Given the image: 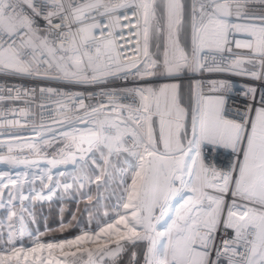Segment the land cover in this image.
<instances>
[{"label":"snow or ice","instance_id":"6c2138e0","mask_svg":"<svg viewBox=\"0 0 264 264\" xmlns=\"http://www.w3.org/2000/svg\"><path fill=\"white\" fill-rule=\"evenodd\" d=\"M206 73L264 82V0H0V76L59 85H0L41 109L0 122V264H264V84ZM73 190L76 234L29 230Z\"/></svg>","mask_w":264,"mask_h":264},{"label":"built area","instance_id":"2783aa9c","mask_svg":"<svg viewBox=\"0 0 264 264\" xmlns=\"http://www.w3.org/2000/svg\"><path fill=\"white\" fill-rule=\"evenodd\" d=\"M41 24H43V21H40ZM125 36H127V30H125ZM234 51H238L235 50ZM205 76L207 78L210 79H223L226 81H229L230 83H232L233 87V98L237 99V100H242L243 97L239 95V89L247 84H255L257 87H260L261 84H264V82L261 81H252L246 77H241V76H236V75H230V74H224V73H214V74H205ZM199 78V77H198ZM17 85V86H22L24 88H39V87H59V85L55 84V83H49L46 81H38V80H34V79H29V78H13V77H4V76H0V85ZM132 87L134 86V82L132 80V78L130 77L129 80L127 82L123 81V80H117L115 82H113V84L109 85V87ZM99 87L102 86H98L95 88H89L88 91H99ZM72 91H84V89L82 88H73ZM37 99L35 101H30V102H26L27 98H23L20 100H3L0 101V122H3V120L5 119H21V122L24 123V120L22 117H20L17 113H13L12 109H21V108H31V110L36 113V119L37 121H39V114L41 112V109L39 107H37L38 103H39V92L37 91L36 93ZM99 99H101V97L97 96L96 100L93 101H86V102H91V103H96ZM54 106L52 105H48L46 106V108L44 109V114H45V119L47 120L48 118V114L49 112L52 110ZM12 131H16L15 129H11V128H0V140H7L8 136L7 133L12 132ZM19 134L23 137H30L32 135L30 128H23L19 130ZM62 147V145L59 142L54 143L51 147H48L45 149V151L47 152L49 158L51 157V155L59 148ZM6 153V148L3 146H0V155L5 154ZM20 155H28V153L25 151L23 153H19ZM33 158V157H30ZM40 166L41 167H45V163L44 161L40 162ZM6 170V166L0 164V171ZM65 170V169H64ZM70 171V168L68 169ZM25 171V168L21 165L15 169H12V173L13 175H15L17 172H23ZM32 171H36L35 169H33ZM56 171H63L61 168L58 170H53V174H54V178H55V173ZM36 183H39V181H37ZM27 186V185H26ZM25 194H27V192H25Z\"/></svg>","mask_w":264,"mask_h":264},{"label":"rangeland","instance_id":"374dc122","mask_svg":"<svg viewBox=\"0 0 264 264\" xmlns=\"http://www.w3.org/2000/svg\"><path fill=\"white\" fill-rule=\"evenodd\" d=\"M165 82H168V81H158V83H165ZM35 186L37 188H39V183H36ZM27 187L28 186H26V189H27ZM95 194H96L95 189H93V195H95ZM101 194L104 196H107L109 193L104 192ZM5 198H6V194H5ZM79 201L81 202L79 194L73 190V191H71L65 195H62L60 192H58L57 195L54 196L51 201H45V202L38 203L35 206L36 223H29V230L34 231L36 229H39V231L44 232L46 227L51 229V226L49 225L50 218L48 219V210L50 209L51 205L52 206L55 205L57 210L61 211V209L64 210V208H63L64 205L62 203L79 202ZM2 215H3V211L0 210V217H2ZM57 217H58V222H57L56 227L59 226L61 219H63L64 222L65 221H72V215H69V218L64 219V213H63V215H61V213H58ZM86 219H87L86 213H82L81 217L78 220L86 221ZM73 222L74 221H72V224H73ZM75 224H76V221H75ZM76 231H77V228L75 227V229L71 235L62 236V237H55V238H67V237H70V236L76 234ZM46 238H51V237L47 236ZM25 243H27V238H25Z\"/></svg>","mask_w":264,"mask_h":264},{"label":"trees","instance_id":"16d2710c","mask_svg":"<svg viewBox=\"0 0 264 264\" xmlns=\"http://www.w3.org/2000/svg\"><path fill=\"white\" fill-rule=\"evenodd\" d=\"M184 83L186 85L187 84V81H184ZM83 205H84V202L83 201L79 202V204H78L79 211H82ZM72 207L73 206L70 204V207H69V210L68 211H71L72 210ZM78 209L75 212L76 215H77V218L81 217L80 213H78L79 212ZM57 215H58L57 208L55 207V205L54 206L51 205L50 209L48 210V219L50 218L49 225L51 226V229H53V231H49L47 233V236H49V237H62V236L71 235L73 233V231H74L73 228H70L69 227V228H67V229H65L63 231L58 230V227H56L57 226V222H58ZM67 218H69V213H65L64 214V219H67Z\"/></svg>","mask_w":264,"mask_h":264},{"label":"crops","instance_id":"0c3cea01","mask_svg":"<svg viewBox=\"0 0 264 264\" xmlns=\"http://www.w3.org/2000/svg\"><path fill=\"white\" fill-rule=\"evenodd\" d=\"M161 81H164V80H161ZM79 202H80V201H79ZM79 202H67V203H62V204L64 205V207H63V208H64L63 213H64V214H65V213H69V215H72V213H75V212L77 211V209H78V204H79ZM70 204H71L73 207H72V210H71V211H68V210H69V207H70ZM84 206H85V205H83L82 211H79V212H78V213H80V215H82V213H84V212H83ZM58 213H61V211L58 210ZM79 218H80V217H79ZM79 218H77V219H79ZM67 222H68V221H65V223H67ZM75 227H76V224H75V221H74L70 228L75 229Z\"/></svg>","mask_w":264,"mask_h":264},{"label":"bare ground","instance_id":"6f19581e","mask_svg":"<svg viewBox=\"0 0 264 264\" xmlns=\"http://www.w3.org/2000/svg\"><path fill=\"white\" fill-rule=\"evenodd\" d=\"M70 168V167H69ZM62 170H64L63 168H61Z\"/></svg>","mask_w":264,"mask_h":264}]
</instances>
